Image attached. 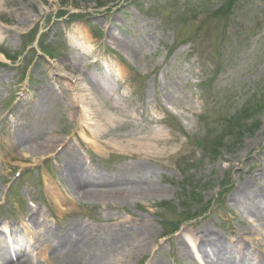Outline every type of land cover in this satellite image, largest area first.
Masks as SVG:
<instances>
[{"label":"rangeland","instance_id":"374dc122","mask_svg":"<svg viewBox=\"0 0 264 264\" xmlns=\"http://www.w3.org/2000/svg\"><path fill=\"white\" fill-rule=\"evenodd\" d=\"M88 77L121 107L103 109L107 122L86 104ZM74 155L102 177L145 165L157 192L82 201L63 173ZM262 172L264 0H0L1 255L86 264L109 249L103 264H208L192 236L207 230L233 264H264L248 214L254 202L264 211ZM239 188L250 198L238 205ZM80 228L82 243L53 250ZM142 230L152 237L138 253Z\"/></svg>","mask_w":264,"mask_h":264},{"label":"bare ground","instance_id":"6f19581e","mask_svg":"<svg viewBox=\"0 0 264 264\" xmlns=\"http://www.w3.org/2000/svg\"><path fill=\"white\" fill-rule=\"evenodd\" d=\"M73 66V63H72ZM74 67V66H73ZM90 80L89 84L93 85L95 89L94 94L92 97L88 96L86 104L89 105L91 109L95 111V116L101 121L107 122L110 120V116L104 114V110H110L111 113H117L121 111L120 105L113 99V91L112 89H107V87L102 84L97 78L88 77ZM86 91L83 89L82 92ZM90 95V94H89ZM103 102V108L99 109V102ZM101 106V104H100ZM104 109V110H103ZM100 110V111H99ZM100 112V113H99ZM18 129H22V126H17ZM17 130V146L20 149L29 150L26 136L23 132ZM85 133V131H84ZM85 136V134H83ZM86 137V136H85ZM144 140V139H142ZM156 142L155 138H149L148 144H144L143 147L150 148L151 143ZM54 145H50L51 147ZM67 148V147H66ZM50 149L49 145L46 144V147H40L39 149L35 150V155L37 160L44 159V155L46 154V150ZM63 149V148H62ZM61 149V150H62ZM32 150V149H30ZM77 155H74L73 158H70L66 163L63 170V173H67V176L70 178L71 183L73 184V190L78 196L80 200H104L107 201L108 199H116V198H137L139 199L143 195L150 194L155 195L154 182L148 181L150 178L147 176L149 174V169L145 165H139L137 167L130 168L131 171H136L134 175L130 177H126L124 173H119L115 177H102L99 176L97 173L85 171V168L82 166L81 162L77 160ZM149 156V154H147ZM36 160V161H37ZM35 161V162H36ZM34 162V163H35ZM264 176V172L261 173ZM127 175V174H126ZM147 176V177H146ZM125 185V187H122ZM135 186V188H133ZM240 198H242L243 203H245V199L248 200L250 197L247 195V190L245 188H239L234 197V202L238 205L240 204ZM255 197L252 196V203L254 202ZM252 205V204H251ZM249 218H255L256 221H252V228L250 230H254L256 237H261V241L264 242V211L261 210L259 204L255 203L253 206L248 210ZM150 230H142L138 236L136 237L135 251L138 253H143L147 251L148 248V239L152 237L150 235ZM251 234V232H250ZM75 235V239L73 236ZM194 238V243L200 248V252L204 254L206 259L208 260V264H233L230 258V251L229 249L222 243L219 235L207 231V230H200L192 234ZM68 239H61L57 242L53 248V250L62 251V249L75 246L79 243H82L85 234L84 230L80 228L72 231L70 236H67ZM118 239V238H116ZM119 240V239H118ZM181 240V239H180ZM62 241L66 242L62 245ZM116 242L112 241L111 245H114ZM107 249L104 252L105 256L102 258H96L97 255H94V259L91 258L86 264H103L105 259L107 258L108 254L112 253L115 254L116 252ZM1 255V254H0ZM0 260H2V264H32L30 256L25 254V252L16 253L15 257L12 258L11 255L5 254L0 256Z\"/></svg>","mask_w":264,"mask_h":264},{"label":"trees","instance_id":"16d2710c","mask_svg":"<svg viewBox=\"0 0 264 264\" xmlns=\"http://www.w3.org/2000/svg\"><path fill=\"white\" fill-rule=\"evenodd\" d=\"M201 204H203V203H201V202L198 203L199 206H201ZM186 219H187V220H188V219H192V217L190 216V217H187Z\"/></svg>","mask_w":264,"mask_h":264}]
</instances>
